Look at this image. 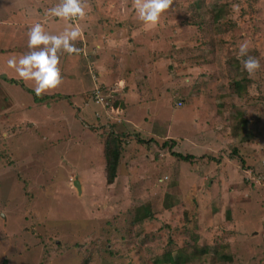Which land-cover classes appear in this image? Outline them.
I'll return each instance as SVG.
<instances>
[{
  "label": "rangeland",
  "instance_id": "obj_1",
  "mask_svg": "<svg viewBox=\"0 0 264 264\" xmlns=\"http://www.w3.org/2000/svg\"><path fill=\"white\" fill-rule=\"evenodd\" d=\"M30 1H16L12 13L20 5L31 8ZM58 2L44 0L39 9L46 13ZM192 2L172 0L154 25L150 36L154 39L146 42L130 34L133 27L139 32L143 26L145 30L153 26L137 18L135 0H83L86 17L76 22L86 42L100 45V49L86 46V54L96 56L99 49L109 58L107 65L117 66L118 73L103 78L102 86L107 89L106 96L112 95L110 103L122 102L125 108L109 103L110 120L109 115H102L103 108L92 107L101 115L99 120L85 115L82 119L81 93L92 87L90 74L82 77V44L74 42L79 54H58L62 82L48 92L74 100L44 102L55 115L62 106L64 119H56L50 128L57 132V138L50 141L52 146L46 142L51 156H45L44 162H40L41 156L26 161L40 162L39 166L44 163L43 171L22 165L19 171L11 168L16 176L13 179L7 178L9 174L0 177V264H152L164 251L192 246L193 239L199 248L213 250L215 246L219 250L214 256L192 260L193 264H264V0H204L206 6L215 4L223 9L225 16L217 21L207 7L193 14ZM10 8H5L7 13ZM30 11L31 22L26 26L53 20L49 16L35 19L34 10ZM30 11L23 9L12 19L21 21V15ZM60 23H52L54 28L45 31L62 32L67 22L60 19ZM18 26H22L20 38L27 44L25 25ZM241 43H247V55L259 61L252 76L243 69V57L237 56ZM7 49L16 52L17 44ZM18 50L19 55L28 52L23 47ZM93 61L90 58V68ZM10 71L14 70L8 68L5 75ZM242 78L248 81L241 83L246 95L238 96L231 91V84ZM23 82L33 90L34 82ZM179 102L182 106L173 110ZM44 119L36 125L50 127L53 118ZM5 122L0 120V146L8 149L10 143L2 140V134L12 130V123ZM112 123L116 132L128 134V141L133 136L129 132L136 128L141 138L152 137L160 143L175 140L177 149L172 152L193 159L180 164L170 151L153 149L146 164L145 150L128 144L114 185L106 186L103 147L98 139L108 135L105 128ZM125 125L129 132L123 129ZM39 126L35 132L44 135ZM5 152L0 150V158ZM60 155L61 160L57 158ZM156 156L161 165L153 160ZM80 161L89 167H82ZM161 174L165 185L157 179ZM167 179L178 183L167 185ZM76 182L81 186L80 195ZM168 200L173 207L167 210ZM139 204L148 208L153 218L135 223V216L145 209L139 210ZM226 258L230 261H224Z\"/></svg>",
  "mask_w": 264,
  "mask_h": 264
},
{
  "label": "trees",
  "instance_id": "obj_2",
  "mask_svg": "<svg viewBox=\"0 0 264 264\" xmlns=\"http://www.w3.org/2000/svg\"><path fill=\"white\" fill-rule=\"evenodd\" d=\"M44 0H31L30 1V7L32 8V10H34V15H35V19H44L45 17H47V15L45 14V12H41V10L39 9V6L41 7V3H43ZM176 3H178V1H176ZM11 8L9 9L8 13L6 12V10L0 15V21L1 22H4L8 19H12L17 13H20L21 10H25V11H30L31 8L29 7H23L22 5H20L17 9V11H13V7L11 5H9ZM8 7V6H7ZM208 8V12L212 15V19L213 21H217V20H222L225 16L224 12H223V9L221 7H218L217 5L213 4L211 7L209 6H206L205 5V2L204 0H194V2H192L191 4V10L193 14H196L197 15V12L200 11V10H203L204 8ZM28 9V10H26ZM12 10V11H11ZM39 12V13H38ZM207 13V12H206ZM214 14V15H213ZM205 14H203L202 16H204ZM201 16V17H202ZM32 16H31V11L30 13H25L23 14V16L21 15V21L22 22H26V23H29L31 22ZM48 18V17H47ZM33 19V20H35ZM50 19V17H49ZM54 20V21H53ZM53 20H51L50 22H47V23H42V25L44 26V29H48L49 26H51L52 23H57V25H61L60 23V19H56L53 18ZM7 22V21H6ZM38 22V21H36ZM35 22V23H36ZM49 25V26H46ZM66 24V23H65ZM64 25V24H63ZM122 25V24H121ZM26 26V25H25ZM116 27H122V26H116ZM137 28H141L142 26H135ZM51 28V27H50ZM154 28L155 26H150V28L148 27L146 30H145V27L143 26V28L138 32L136 29H134L133 27V31H131L132 33V36L133 38H143V39H146L145 41L147 42V40H150L151 39H154V38H150L151 35H153L154 33ZM27 29V28H26ZM131 29V27L129 28ZM93 31V30H92ZM102 32V31H101ZM108 32V31H107ZM109 33H105L104 35H107ZM146 35V36H145ZM147 37V38H145ZM149 41V42H150ZM129 42H131L130 44V47H133V44H132V40L131 38L129 39ZM87 46H98V48L100 49V45H91L89 44V42H87ZM117 46V44H116ZM95 49V48H94ZM96 50L95 53H96V56L93 55V54H86L84 52H81V54H79V57L84 60V65L86 66V62H87V68L85 67L86 71L85 73L87 72L88 74H90V78H92V81H93V89L92 90H88L87 92L83 93L82 94V97L85 99V101H83V104L85 106V108L87 109V111H91L90 113L92 114V119L95 120V121H98L100 116H99V112L98 111H92V107H96V106H99L101 109L103 108V113L102 115H104V117H106L107 115H109L110 117V120H111V116H110V113L108 114V108H109V101L112 97V95H109V96H106L107 94V89L102 86V79L105 78L106 76H109V75H113V74H116L118 73V71H116V67L112 66V65H107V61L109 58L108 57H104L106 55H104V52H99L100 50ZM94 51V50H93ZM92 55V56H91ZM95 60L93 62H91V64L93 65V68H95V70L90 66H89V61H90V58H92ZM104 57V58H103ZM111 58V56H109ZM106 62H105V61ZM101 62H104L101 63ZM62 64V62H60ZM59 63V64H60ZM80 63V61H79ZM61 64H60V67H61ZM81 65V64H80ZM130 67V66H129ZM93 69V71H92ZM103 69V70H102ZM131 70V68H130ZM132 72H136V73H141L143 74V71L142 70H139V71H136V70H131ZM99 73L101 75H99ZM98 75V76H97ZM96 77H97V80H96ZM2 77H0L1 79ZM126 78V77H125ZM3 79V78H2ZM158 79V78H157ZM5 80V79H3ZM7 81L8 83H11V84H14L16 83L17 85H19L22 89H24L25 91H27L28 93H30L33 97V103L35 104H39V105H46L44 102L48 101V100H52L53 102L52 103H59V102H65L67 103L68 100H70L72 102V100H74V98H69L71 96H68V95H62L60 93H55V94H50V95H39L37 96L33 90L29 89V88H26L24 86V84H22L21 82L17 83V82H14L13 80H5ZM118 81H125L124 79H118ZM244 83L246 82L248 84V81L246 78H242V81L241 82H232L231 84V91L235 94H237L238 96L241 95V94H245L246 95V91L245 90H242V87H241V83ZM130 84H128L127 87H130L129 86ZM142 88V87H141ZM106 93V94H105ZM79 97V96H78ZM78 97H75L78 98ZM57 100V101H56ZM55 101V102H54ZM114 103H110V105L112 104L113 106H119L122 107V108H125L123 103L121 102L119 104L116 103L115 101H113ZM107 103H108V106H107ZM180 103V107L182 106V103ZM178 104V103H176ZM174 105V109H179V107H177L178 105ZM111 105V106H112ZM82 114L81 113V118H82ZM84 114H86V112L84 111ZM80 118V117H79ZM83 119V118H82ZM82 119H81V122H82ZM108 122V121H106ZM241 123L240 120L236 121V124L237 126H239V124ZM108 124V123H107ZM145 125V124H143ZM145 127V126H144ZM127 129V126L125 125L123 129ZM107 134L108 135H102L101 137H99L98 141L102 144V166H103V171H104V175H105V185L106 186H113L116 179H117V176L119 174V167H120V163H121V158H122V155H123V152H124V148L125 146H128V144H132L135 146L138 145V147H140L141 149L143 148L145 151V156H146V164L147 161H150V159L152 158L151 156V150H159V151H170L171 152V155L173 157H175L180 163V164H186L188 162H190L193 157L191 156H187V155H182V154H179V153H174L172 152L174 149H177L176 147V141L175 140H167V141H163L160 143L159 140H156L155 138H149V140L147 138H141L140 136V129L139 128H136L134 129V131H130L128 130L129 133L132 132V139H130L128 141V134L127 133H122V132H116V124L115 123H112V124H109L107 126ZM118 130V129H117ZM139 131V132H138ZM144 132V134L147 136V132L145 130H142ZM138 132V134L136 133ZM142 134V135H144ZM147 139V140H146ZM135 143V144H134ZM160 148V149H159ZM144 153H139V156H144ZM233 154L234 155H238L237 152L234 150L233 151ZM144 156V157H145ZM153 160H158V164L161 165V160H159V157L156 156ZM239 161L240 163L243 165V160L241 158H239ZM80 165L82 167L86 166L84 165V163H82V161L80 162ZM181 165H178L176 166L177 169H180ZM75 167L72 166L70 167V169H73ZM160 167V166H159ZM166 167V165H165ZM148 168L151 169L152 171V167L148 166ZM170 168V167H169ZM85 172V171H84ZM164 174H161V175H158L157 176V179L159 181L162 182L161 185H165V183L163 182V176ZM198 176V174H196ZM171 177V174L169 175ZM155 177V176H153ZM198 177H202V176H198ZM180 179V177H179ZM179 181V180H178ZM177 182V181H176ZM174 180H171L170 182H168V179H167V185H171V184H177ZM176 204V203H175ZM143 205L142 204H139V210L140 209H143L141 208ZM173 207V202H170V200L167 201V204H166V209H170ZM226 218L228 220L229 218V212L227 211L226 213ZM135 223H137L138 221H142L144 218L145 219H151L153 218L152 217V214H151V211L148 209V208H145L141 213H138L136 216H135ZM194 242H191L190 245H187L185 247H180L178 248L176 251H172V250H168V251H164V253L162 254V256H160V258H157L152 264H193V261L192 260H196L198 259L199 257H208V256H214L216 254H218V249L215 248V246L213 247V250L210 249L208 246H204V247H197L195 245V239H193ZM224 261H230V259L226 258L224 259ZM204 264V263H202Z\"/></svg>",
  "mask_w": 264,
  "mask_h": 264
},
{
  "label": "crops",
  "instance_id": "obj_3",
  "mask_svg": "<svg viewBox=\"0 0 264 264\" xmlns=\"http://www.w3.org/2000/svg\"><path fill=\"white\" fill-rule=\"evenodd\" d=\"M16 1L18 2L21 0H7V1H4V3H0V15L5 11V8L7 6L14 5ZM6 21L4 22L0 21V48L4 47L3 50L0 49V57H3V61L0 62V69L2 70L0 77H2L5 80H11V81L13 80L14 82H17V83L21 82L22 84H24L26 88H28L26 84L17 75H13L14 71L13 72L10 71V73L7 72L8 75H5V72H4L8 70L6 61L10 55H19L21 50H18V49L21 47H23L24 49L28 51L27 44H23L22 38H20L23 35L22 33H19L20 28L22 26H18V25H23V24L27 25L28 23H26L25 21L24 22L16 21L14 19H8ZM29 27L30 26H23V28L25 29L27 28L25 30L26 32L25 35H27V30ZM49 27L54 28L53 26H49ZM78 41H80V43L82 44V52L86 53V50H85L87 46L86 40L82 38V39H78ZM10 44H17L16 52L9 51L7 49V47H9ZM74 62H75V59L69 61V65H72ZM83 63H84V60H81L80 64L82 67V77L85 78L86 69ZM75 71L77 72V68L75 69ZM99 75L101 74L99 73ZM2 78L0 79V120L1 121L3 120V123H6L5 121H7V124H10V125L12 123V130L10 131L7 130L5 131L4 134H2V136L5 138L2 140H4L5 143H10V145L8 146V149H6V147L0 146V150L6 151L4 153L5 157L0 158V162H2L0 163V173H1L0 177H3V175L5 174H9L7 178H9V176L10 177L12 176L11 179H13L15 176L14 175L15 172L13 174L11 168L14 167L15 170L19 171L21 170L22 165L26 166L28 169L40 167L41 170L43 171L44 163H41L40 166H39V163L44 162L45 156L47 158L51 156L50 154L47 153L48 149L46 148V142H50L51 140H55L57 138V137L55 138V135L57 134V132L54 133L53 131L50 130V128H53L54 125H56L54 123L56 119L57 120L64 119L62 118L63 115L61 114V111H60L62 106L56 109L57 115H55L53 113V108H51L49 104H46V106L35 105V103H32L33 97L32 95L31 96L29 95L30 93H28L25 90L23 91V89L16 83L14 84L8 83ZM96 80H97V77H96ZM6 83L10 85H7ZM91 83H92V87H90V89L88 90L93 89L92 78H91ZM11 85H15V86H11ZM16 86H19L21 90L19 87H16ZM71 91H68V92H71ZM44 94L50 95V94H55V92L47 91L43 93L42 95ZM62 95H66V94H62ZM81 101L83 102L85 101V99L83 98ZM24 102L25 104L24 106H22L21 103H24ZM79 105H81V103ZM37 110L38 111L43 110L42 111L43 113L41 114H31L30 113L31 111H37ZM80 111H82L83 113L82 115H85L84 116L85 118L87 119L89 117L92 118L91 116L92 114L90 113L91 111L88 112L85 106H83V108H81ZM84 111L86 112V114H84ZM43 116H45V119H47L48 117L53 118V121L50 127H47L48 124H43V123H40V126L36 125L39 119L40 120L43 119ZM38 126L41 128V131L45 133L44 135H39L37 134V132H35V129ZM80 133L83 134L82 131H80ZM50 136H52V138H50ZM51 146H52V143H51ZM60 151L61 150H58V152ZM39 156H41V159H40L41 161L39 163H37L36 161H32L31 164L26 163L27 160H35V158L37 157L39 158ZM57 158L61 160L63 159V155L57 156ZM84 165L89 167V165L86 163Z\"/></svg>",
  "mask_w": 264,
  "mask_h": 264
},
{
  "label": "clouds",
  "instance_id": "obj_4",
  "mask_svg": "<svg viewBox=\"0 0 264 264\" xmlns=\"http://www.w3.org/2000/svg\"><path fill=\"white\" fill-rule=\"evenodd\" d=\"M172 0H135L134 9L137 18L145 25H156L161 15L169 9ZM52 18L66 21L64 30L58 34L45 31L40 22L32 24L27 30V48L25 54L10 55L6 61L8 68L13 69L23 81L34 82L33 92L39 96L54 90L62 82L59 67V53L79 54L75 41L83 38V30L76 21L86 17L83 0H59L45 13ZM247 43L238 48V58L243 57V69L252 76L260 67L255 57L247 55Z\"/></svg>",
  "mask_w": 264,
  "mask_h": 264
},
{
  "label": "water",
  "instance_id": "obj_5",
  "mask_svg": "<svg viewBox=\"0 0 264 264\" xmlns=\"http://www.w3.org/2000/svg\"><path fill=\"white\" fill-rule=\"evenodd\" d=\"M74 186L76 188V191H77L78 195H80L81 194V186H80V183L79 182H76Z\"/></svg>",
  "mask_w": 264,
  "mask_h": 264
},
{
  "label": "built area",
  "instance_id": "obj_6",
  "mask_svg": "<svg viewBox=\"0 0 264 264\" xmlns=\"http://www.w3.org/2000/svg\"><path fill=\"white\" fill-rule=\"evenodd\" d=\"M178 106H180V103H178Z\"/></svg>",
  "mask_w": 264,
  "mask_h": 264
}]
</instances>
